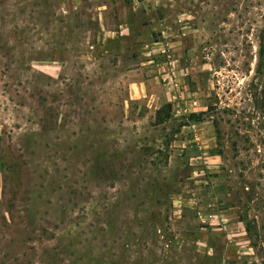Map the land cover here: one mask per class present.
Wrapping results in <instances>:
<instances>
[{
    "label": "rangeland",
    "instance_id": "obj_1",
    "mask_svg": "<svg viewBox=\"0 0 264 264\" xmlns=\"http://www.w3.org/2000/svg\"><path fill=\"white\" fill-rule=\"evenodd\" d=\"M262 51L264 0H0V264H264ZM183 71L198 124L129 101Z\"/></svg>",
    "mask_w": 264,
    "mask_h": 264
},
{
    "label": "crops",
    "instance_id": "obj_2",
    "mask_svg": "<svg viewBox=\"0 0 264 264\" xmlns=\"http://www.w3.org/2000/svg\"><path fill=\"white\" fill-rule=\"evenodd\" d=\"M183 77L181 79H178L175 81V85L172 87H167L164 85L162 88L164 91V96L160 94V91L156 94H151L148 92L149 87H151V90H155V84L151 83L153 82L151 79L147 82H141L138 83L135 89H131L130 87V102H136V101H145L147 108H153L155 107V111L158 110L162 105L164 104H170L172 115L171 119L177 120L181 119L183 122H185V116L189 114L190 112L192 114L198 115L205 113L207 111V107H203L202 109H198L197 101L195 100H188L185 101V71H183ZM154 81L158 80L157 78H153ZM163 100V104H160V101ZM157 104V105H156ZM199 112V113H197ZM191 114V115H192ZM199 122H194L193 124H198ZM182 133H185V123L181 125Z\"/></svg>",
    "mask_w": 264,
    "mask_h": 264
},
{
    "label": "trees",
    "instance_id": "obj_3",
    "mask_svg": "<svg viewBox=\"0 0 264 264\" xmlns=\"http://www.w3.org/2000/svg\"><path fill=\"white\" fill-rule=\"evenodd\" d=\"M260 62L257 66V76H264V51L260 53ZM260 73V74H259ZM170 104H164L162 105L158 110L154 113V125L155 126H162L166 122H168L171 119L172 110H171ZM212 110L211 107H207V111L202 114H192L189 117V120L192 122H200L202 118L209 113V111ZM245 225V232L248 234L249 238L252 239L250 228L247 224ZM256 236V233L254 234ZM255 245H253L254 247Z\"/></svg>",
    "mask_w": 264,
    "mask_h": 264
},
{
    "label": "built area",
    "instance_id": "obj_4",
    "mask_svg": "<svg viewBox=\"0 0 264 264\" xmlns=\"http://www.w3.org/2000/svg\"><path fill=\"white\" fill-rule=\"evenodd\" d=\"M164 54V53H163ZM167 59L169 60L170 59V57H169V55H167ZM168 65L169 66H173V64L170 62V63H168Z\"/></svg>",
    "mask_w": 264,
    "mask_h": 264
}]
</instances>
